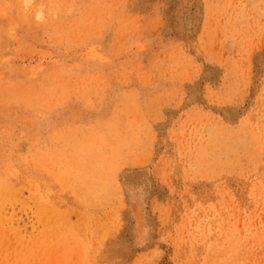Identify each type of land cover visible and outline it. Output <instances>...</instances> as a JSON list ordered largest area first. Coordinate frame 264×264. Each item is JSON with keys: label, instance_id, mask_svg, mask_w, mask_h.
<instances>
[{"label": "rangeland", "instance_id": "1", "mask_svg": "<svg viewBox=\"0 0 264 264\" xmlns=\"http://www.w3.org/2000/svg\"><path fill=\"white\" fill-rule=\"evenodd\" d=\"M180 1L0 0V264H264V0Z\"/></svg>", "mask_w": 264, "mask_h": 264}, {"label": "bare ground", "instance_id": "2", "mask_svg": "<svg viewBox=\"0 0 264 264\" xmlns=\"http://www.w3.org/2000/svg\"><path fill=\"white\" fill-rule=\"evenodd\" d=\"M181 1H182V0H181ZM181 1H180V2H181ZM195 1H196V0H195ZM187 2H188V1H187ZM190 3H191V2H190ZM150 4H151V3H150ZM187 4H188V3H187ZM178 7L180 8V6H178ZM184 7H186V6H184ZM188 11H189V10H188ZM178 14H179V13H178ZM180 14H181V12H180ZM189 14H190V13H189ZM190 16H191V15H190ZM2 76H4V75H2ZM3 79H4V78H3ZM3 79H2V80H3ZM29 93H30V92H29ZM0 97H1V96H0ZM58 109H59V108H58ZM118 117H119V116H118ZM81 151H82V150H81ZM7 170H8V169H7ZM5 171H6V170H5ZM12 171H13V170H12ZM7 176H8V175H7ZM9 178H11V177H9ZM16 178H17V175H16ZM9 185H10V184H9ZM16 185H17V184H16ZM122 188H123V187H122ZM13 189H14V188H13ZM17 189H18V188H17ZM13 191H14V190H13ZM85 191H86V190H85ZM10 193H11V192H10ZM15 196H16V195H15ZM17 197H18V196H17ZM0 207H1V206H0ZM1 208H2V207H1ZM7 210H8V209H7ZM6 216L9 217L10 215H6ZM13 218H14V217H13ZM1 219H2V218H1ZM14 219H16V218H14ZM11 220H13V219L10 218V221H11ZM7 221H8V220H7ZM14 221H15V220H14ZM0 222H1V221H0ZM7 223H9V221H8ZM1 224H2V223H1ZM9 224H10V225H9V228H10V226H15V225L12 224V222L9 223ZM7 225H8V224H7ZM7 227H8V226H7ZM7 227H6V228H7ZM14 228H15V227H14ZM1 230H2V229H1ZM10 230H11V229H9V231H10ZM5 231H6V230H5ZM6 233H7V232H6ZM9 234L13 235L12 232L9 233ZM19 234L21 235V233H19ZM16 235H17V233H16ZM4 236H5V235H4ZM8 236H10V235H8ZM8 236H7V237H8ZM21 236H22V235H21ZM21 236H19V237H21ZM7 237L5 238L6 240H7ZM10 237L12 238L13 236H10ZM19 237H18V239H19ZM12 239H13V238H12ZM12 239H11V240H12ZM3 240H4V239H3ZM6 240H5V241H6ZM15 241H16V239H15ZM9 242H11V241H9ZM7 243H8V240H7ZM17 243H18V242H17ZM17 243H15V244H17ZM19 243H20V242H19ZM4 244H6V243L4 242ZM9 244H10V243H9ZM14 246H15V245H14ZM15 247H16V246H15ZM13 250H14V248H13ZM8 251H9V250H8Z\"/></svg>", "mask_w": 264, "mask_h": 264}, {"label": "clouds", "instance_id": "3", "mask_svg": "<svg viewBox=\"0 0 264 264\" xmlns=\"http://www.w3.org/2000/svg\"><path fill=\"white\" fill-rule=\"evenodd\" d=\"M29 3H30V0H25V7H27ZM41 19H42V14L38 13L37 20H41Z\"/></svg>", "mask_w": 264, "mask_h": 264}]
</instances>
